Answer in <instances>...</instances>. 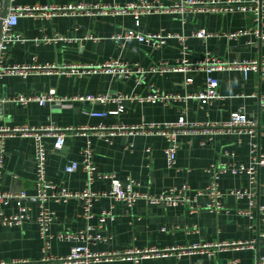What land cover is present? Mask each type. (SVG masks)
<instances>
[{"label":"crops","instance_id":"obj_1","mask_svg":"<svg viewBox=\"0 0 264 264\" xmlns=\"http://www.w3.org/2000/svg\"><path fill=\"white\" fill-rule=\"evenodd\" d=\"M136 0H7L8 7H35L41 5L63 6L76 3H105L123 5ZM152 1V0H151ZM170 5L174 0H158ZM3 0H0L2 7ZM1 10V9H0ZM264 22V18H263ZM259 26L250 13L190 12L152 13L139 18L138 25L131 14L56 15L51 18L33 19L19 16L13 28L19 40L7 49L6 62L10 65H63L76 63H99L107 58H117L129 66L139 65L147 70L160 61L174 62L183 56L177 38H169L165 45L154 47L149 43L131 41L125 46L111 39L115 33L126 28L140 32H174L186 37L185 56L190 62L202 59L211 53L226 62L242 59L264 58V43L254 36L240 35L229 38L227 33ZM264 30V24L261 26ZM206 30L210 35L200 38L193 34ZM58 36V38H56ZM97 37V39H94ZM55 38V39H53ZM94 39V40H93ZM253 40L254 44L248 43ZM143 75V76H142ZM129 77L92 73L64 75L60 73L32 72L26 77L7 75L0 79V126H53L85 128V135L66 132L64 147L54 148V138L45 137L48 151L46 178L59 188L80 192L85 188L86 173L82 166L65 172L70 160L81 161V148L90 140L93 160L99 173H113L121 181L128 177L137 181L143 192L159 194L172 187L188 185L190 192L203 189L208 182L206 169L223 164L247 166L252 155L264 152V71L252 70L246 76L238 69H222L212 73L219 81L217 99L202 102L196 98H185L204 88L205 71L193 75V81L185 83L182 72H144ZM54 90L65 100L41 104L33 99L26 104L14 101L19 94L37 97ZM172 93L181 100L137 101L123 99L119 103H101L76 99L86 94H121L128 97L144 96L148 93ZM103 117L90 116L91 111H114ZM243 112L256 123V134L236 133L232 130H215L202 133L204 125L227 121L232 112ZM183 117L187 123H199L196 130L180 134L176 162L168 166L166 148L168 141L149 128L151 124L172 123ZM138 126L131 133H117L108 139L98 135L100 125ZM141 125H144L140 128ZM93 127V128H92ZM96 127V128H95ZM198 129V130H197ZM104 132H107L104 130ZM5 156L1 170L0 190L10 193L23 192L19 201L29 211L30 218L16 224L0 223V261L17 259L38 260L42 257V241L35 220L40 210L36 198L34 143L31 137L14 134L5 137ZM225 152L232 153L226 156ZM219 187L223 191L222 208L211 211L204 207L208 198L197 197L198 209L191 212L185 205L166 206L163 203L149 204L139 199L131 206L115 201L109 194V183L96 178L92 190L99 193L90 207L94 217H83V203L78 198L65 202L48 200L45 207L53 212L50 232L53 235L48 255H66L70 248L81 242L78 238L57 239L61 232L79 233L87 224L92 233H99L100 240L87 243L91 251L122 252L127 248L187 247L210 243L209 250H195L178 256L175 253L142 259L140 264H258L264 255V167H260L253 184L245 173L226 170L219 176ZM249 189L254 193L251 216L240 213L249 207L247 198H236L230 189ZM17 200L0 203V210L9 215L16 212ZM103 210H111L101 226L97 216ZM165 230H162V228ZM245 243L243 246L222 243ZM249 243V244H248ZM98 264H132L129 260L102 259Z\"/></svg>","mask_w":264,"mask_h":264},{"label":"built area","instance_id":"obj_2","mask_svg":"<svg viewBox=\"0 0 264 264\" xmlns=\"http://www.w3.org/2000/svg\"><path fill=\"white\" fill-rule=\"evenodd\" d=\"M1 9V5H0ZM229 12V11H241L244 13H250L254 20L259 24L255 27H251L245 30L233 31L227 33L229 38H237L240 35L250 34L254 36L260 43H264V30L261 26L264 24V0H174L170 5H163L158 0H136L125 3L123 5H109L105 3H76L67 4L63 6H48L41 5L35 7H8L1 22L0 29V79L7 75H19L26 77L32 72L41 73H60L64 75H82L92 73H107L110 75H121L129 77L132 74L142 75L144 72L164 73V72H182L185 75V83L189 84L193 81V75L200 71H205L208 76L206 77L205 86L203 89L194 94H187L185 98H196L202 100V102H208L219 97L217 88L219 81L212 75L214 71L222 69H238L244 76L249 71H264V58L260 56L258 59H242L239 61L226 62L219 57L206 53V55L194 62H190L185 56L187 46L185 44L186 37L174 32H140L134 28H126L119 33H115L111 36V39L118 42L121 46L127 45L131 41H138L142 43H149L150 45L157 47L165 45L169 38H177L180 42L181 52L183 56L176 59L174 62L160 61L156 65L144 70V67L139 65L129 66L126 62L117 58H107L103 61L95 64L91 63H76V64H63L55 65L46 63L43 65H10L6 62V53L9 45L15 40H19L18 35L13 32L14 26L17 24L18 17L25 15L33 19L51 18L56 15H75L84 12V14L91 15H105V14H131L135 23L138 25L139 18L144 14L152 13H179L181 15L188 14L190 12ZM200 38H206L210 35V32L206 30H199L193 34ZM58 38V36L56 37ZM55 39V38H53ZM97 39V37H94ZM93 39V40H94ZM248 43L254 44L253 40H249ZM143 76V75H142ZM178 94L172 93H159L154 91L144 96L134 95L128 97L121 94H86L85 96H79L76 99L97 101L101 103H119L123 99H134L140 102L143 101H162L165 103H171L176 100L185 99ZM36 99L41 104H45L49 101L65 100L64 97H58L54 90L48 91L46 94L31 97L23 94H19L14 97V101L26 104L29 101ZM261 109L264 111V101L260 103ZM117 111H91L89 114L92 117H103L108 113H116ZM144 125H141L142 128ZM200 126L199 123H187L183 117L172 123H165L163 125L151 124L149 128L154 129V132L162 135L168 141L166 148V161L168 166H173L176 162V151L179 147L177 140L178 136L183 133H188L196 130ZM93 128V127H92ZM96 128V127H95ZM139 128L138 126H127L123 124L114 125L105 128L100 125L97 133L100 136H105L106 139L117 133H131ZM85 128L72 129L70 127H53V126H14L4 127L0 126V173L4 163L5 156V137L21 134L32 138L34 143V161H35V185H36V198L40 202V210L35 220L38 225L39 237L42 241L43 255L38 260L17 259L11 262L0 261V264H98L102 259L107 261L114 259L129 260L132 264H140V261L145 258L155 256H165L175 253L178 256H182L187 253H191L195 250H209L210 247L216 246L208 244L191 245L187 247H167V248H127L122 252H95L91 251L87 243L91 240L102 239L101 234H93V227L87 224L85 230L77 233L61 232L56 234L57 239H69L78 238L81 240L78 244L73 245L66 255L59 257H52L48 255V249L51 244L53 235L50 232V224L53 221V212L45 207L46 201L52 199L55 201L65 202L70 198H78L83 203V217L90 219L94 217L91 212L92 202L99 195L96 191L92 190V184L96 178H101L109 183L108 194L115 200L119 201L126 206H131L139 199H144L149 204L163 203L166 206L185 205L189 211L193 212L199 207L197 197L205 195L208 201L204 207L209 210L218 211L222 208L221 197L223 191L219 187V176L226 170H231L233 173H245L248 176L250 184H253L256 180V174L260 167H264V152H256L252 155L250 163L245 166L228 165L223 164L222 167H214L210 165L206 171L209 174L207 184L203 189H197L194 192H190L188 185H182L181 187H172L162 193L152 194L149 192L140 191L137 186L138 183L134 179L128 177L126 181L119 180L113 173H99L93 160V149L90 140H87L84 146L81 148V161L70 160L64 166L65 172H72L79 166H82L86 173L85 188L80 192L69 191L65 188H59L54 183H51L46 178V166L48 151L46 149L44 138L53 137L54 148L61 150L64 147L66 132L71 130L74 135H85ZM106 130L107 132H104ZM198 130V129H197ZM215 130H232L236 133H248L255 135L256 123L249 119L243 112H232L227 121L219 122L216 124H206L201 128L202 133L211 134ZM264 139V134H263ZM226 156H231L232 153L225 152ZM1 177V175H0ZM229 194L234 195L236 198H247L249 200V207L241 210L240 213L251 216V209L254 206L253 196L254 193L249 189H230ZM25 194L10 193L0 190V203L7 204L11 199H16L17 210L9 215L3 213L0 210V223L1 224H16L19 225L22 221L29 219V211L25 205L19 200L23 198ZM261 212L264 214V207H260ZM113 219L111 210H103L97 216L98 224L101 226L106 220ZM162 230H165L163 227ZM230 244L243 246L245 243H222L218 246L224 247ZM249 244V243H248ZM258 264H264V255L258 257ZM235 261H231L229 264H234Z\"/></svg>","mask_w":264,"mask_h":264},{"label":"water","instance_id":"obj_3","mask_svg":"<svg viewBox=\"0 0 264 264\" xmlns=\"http://www.w3.org/2000/svg\"><path fill=\"white\" fill-rule=\"evenodd\" d=\"M6 6H7V0H3L2 7L0 10V29H1L2 18L4 17L6 13Z\"/></svg>","mask_w":264,"mask_h":264}]
</instances>
